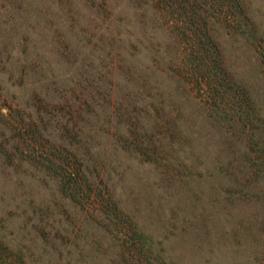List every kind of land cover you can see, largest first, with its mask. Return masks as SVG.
Returning <instances> with one entry per match:
<instances>
[{"label": "rangeland", "instance_id": "obj_1", "mask_svg": "<svg viewBox=\"0 0 264 264\" xmlns=\"http://www.w3.org/2000/svg\"><path fill=\"white\" fill-rule=\"evenodd\" d=\"M143 1L135 9L130 0H121L127 5V19L134 21L141 38L135 48L134 66L145 73V65L154 60L162 70L159 98L164 105H160L159 120L166 123L158 132L175 139L182 137V144L162 141V161L150 163L122 151L113 142L112 131H90L91 150L96 155L90 167L97 165L101 182H106L103 172L104 176L111 175L108 190L114 189L122 222L111 219L92 199L85 201L80 196V203L68 200L49 177L35 173L33 162L17 166L14 161L12 167H5L0 155V264H68V258L71 264L264 263V174L252 175L246 165L243 133L227 135L225 125L213 118L205 87L170 78L168 67L175 61L168 60L178 52L175 41H181L168 22L170 14L165 9L154 14L150 1ZM242 1L243 17H227L212 9L209 33L233 81L249 90L264 120V0ZM56 14L60 17L61 12ZM50 21L58 19L51 17ZM66 29L76 32L69 26ZM73 44L79 45L76 41ZM40 49L50 54L48 60L59 59L46 46ZM55 69L56 73L63 70L61 65ZM51 73L50 68L44 70L49 77ZM10 78V74L0 72V112L11 114V122L22 125L17 112L25 107L19 101L23 90L13 86ZM123 80L120 96L127 91ZM32 81H28L30 88ZM82 86L77 85V93ZM29 90L24 91L27 97L34 88ZM190 95L195 101L188 98ZM24 114L28 111L23 110ZM173 118L185 124L180 130L174 120L172 134L168 124ZM3 123L0 117V141L6 131ZM74 126L80 128L77 122ZM260 129L264 131V122ZM41 146H34L37 153ZM131 224L144 232L148 245L133 247Z\"/></svg>", "mask_w": 264, "mask_h": 264}, {"label": "trees", "instance_id": "obj_2", "mask_svg": "<svg viewBox=\"0 0 264 264\" xmlns=\"http://www.w3.org/2000/svg\"><path fill=\"white\" fill-rule=\"evenodd\" d=\"M149 1L154 14L163 9L170 14L168 22L174 26L176 39L181 41H175L178 52L168 60L175 61L168 67L170 78L205 87L213 118L225 125V134L243 133L245 163L252 175L261 177L264 131L260 128L264 120L256 111L249 90L237 85L227 71L208 25L212 9L227 17L245 16L243 1ZM131 2L135 9L145 3L143 0ZM64 4L68 6L66 10ZM64 4L59 0H9L0 4V72L10 74L11 84L23 90L19 101L25 106L23 110L28 111L23 116V110L17 112L21 117L18 120L24 121L22 125H17L16 120V124L11 122V114L0 112L4 121L2 128L7 131L2 134L0 155L5 167H12L14 161L17 166L33 162L35 173L49 177L68 200L80 203V196L85 201L92 199L111 219L122 222L114 189L108 190L111 175L104 176L103 172L106 182H101L97 165L90 167L96 156L91 150L90 131H112L113 142L122 151L150 163L162 161V141L182 144L183 140L159 135V127L166 123L159 120L160 105H164V100L159 98L162 70L154 60L145 65L147 73L140 66H134L135 48L141 38L134 21L125 15L127 5L121 4V0H66ZM47 8L53 12L48 13ZM59 12L60 17L56 14ZM51 17H57L58 22L50 21ZM65 26L76 32L64 30ZM73 41L79 45L75 47ZM41 45L55 51L59 59L48 60L50 54L47 56V50L43 52ZM95 62H98L96 66ZM59 65L63 70L56 73ZM46 68L52 69L50 77L44 74ZM31 79L32 88L28 85ZM120 79H124L127 90L121 96ZM79 83L83 86L77 93ZM90 88L93 91L89 93ZM27 90L33 91L30 97L24 94ZM188 98L195 101L194 96ZM174 120L168 124V132L172 134ZM75 122L80 128H75ZM183 123L175 120L174 125L181 130ZM8 124L12 128L7 130ZM40 145L43 149L37 153L34 146ZM131 225L135 235L133 247L138 243L148 245L144 232ZM89 260L92 261V256ZM71 262L68 258L67 263Z\"/></svg>", "mask_w": 264, "mask_h": 264}]
</instances>
